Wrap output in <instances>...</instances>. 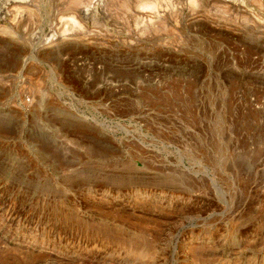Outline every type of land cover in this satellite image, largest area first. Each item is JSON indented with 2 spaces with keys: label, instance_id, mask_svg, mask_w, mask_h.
<instances>
[{
  "label": "rangeland",
  "instance_id": "obj_1",
  "mask_svg": "<svg viewBox=\"0 0 264 264\" xmlns=\"http://www.w3.org/2000/svg\"><path fill=\"white\" fill-rule=\"evenodd\" d=\"M0 1V264H264V0Z\"/></svg>",
  "mask_w": 264,
  "mask_h": 264
},
{
  "label": "bare ground",
  "instance_id": "obj_2",
  "mask_svg": "<svg viewBox=\"0 0 264 264\" xmlns=\"http://www.w3.org/2000/svg\"><path fill=\"white\" fill-rule=\"evenodd\" d=\"M3 2H2V5L3 6H5V5H7V3H9L10 2V0H2ZM0 3H1V1H0ZM147 3V2H146ZM137 5H138V3H137ZM151 6V5H150ZM147 7V6H146ZM140 8V7H139ZM143 9V8H142Z\"/></svg>",
  "mask_w": 264,
  "mask_h": 264
}]
</instances>
